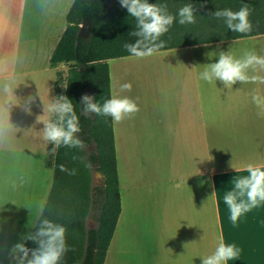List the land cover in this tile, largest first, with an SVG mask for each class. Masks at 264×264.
<instances>
[{
	"label": "crops",
	"instance_id": "crops-1",
	"mask_svg": "<svg viewBox=\"0 0 264 264\" xmlns=\"http://www.w3.org/2000/svg\"><path fill=\"white\" fill-rule=\"evenodd\" d=\"M73 2L0 0V264L14 261L13 245L27 241L22 238L35 228L36 205L46 204L51 191L54 168L51 154L43 155L49 144L40 137L44 124L37 117L43 103L57 98V72L66 64L52 67L50 58ZM246 50L264 56V34L109 60L112 96L132 98L139 111L114 122L122 211L104 264H202L221 236L241 249L229 264H264V208L233 225L222 199L232 179L246 174L231 161L241 168L264 164V118L251 99L254 89L264 95V84L237 82L228 90L219 80L200 79L221 51L240 57ZM124 83L132 84L131 91H120ZM125 142L138 172L144 152H162V142L171 157L172 176L155 200L163 214L153 207L148 212L165 221L153 226L148 243L137 231L122 230L133 214L127 210L132 187L121 183Z\"/></svg>",
	"mask_w": 264,
	"mask_h": 264
},
{
	"label": "trees",
	"instance_id": "trees-1",
	"mask_svg": "<svg viewBox=\"0 0 264 264\" xmlns=\"http://www.w3.org/2000/svg\"><path fill=\"white\" fill-rule=\"evenodd\" d=\"M150 3L166 4L170 14L177 15L184 5L191 3L196 9L195 24L173 23L161 37L166 41L162 50L190 45L213 43L241 37L264 34V0H149ZM247 4L251 10L252 31L246 34L228 29L222 19L211 15L217 9L239 10ZM91 23L89 38L81 36L83 21ZM67 27L51 58L56 67L69 65L67 73L57 72L56 97L67 96L73 101L79 116V137L86 143L85 151L61 146L53 160L54 168L51 191L44 215L67 229L66 241L70 251L62 264H104L109 246L114 237L122 211L118 159L114 133V121L110 116L85 114L81 97L91 96L101 105L112 98L109 60L131 56L125 43H134L136 37L129 33L135 28V19L119 0H74L67 13ZM54 147L49 144L48 150ZM78 156L80 159H73ZM76 169L75 175L62 172L59 165ZM100 173L103 182L94 184L95 173ZM98 222L90 227L89 220ZM36 230V227L32 232ZM29 248L37 247L31 240ZM15 264V260L11 263Z\"/></svg>",
	"mask_w": 264,
	"mask_h": 264
},
{
	"label": "clouds",
	"instance_id": "clouds-1",
	"mask_svg": "<svg viewBox=\"0 0 264 264\" xmlns=\"http://www.w3.org/2000/svg\"><path fill=\"white\" fill-rule=\"evenodd\" d=\"M119 2L136 22L134 30L129 33L136 37V40L134 43H125L124 48L137 59L156 55L165 47L166 41L161 37L176 22L177 15L181 25L197 22L196 9L191 3L184 5L177 15H173L169 13L166 4L150 3L149 0H119ZM250 14L251 10L247 4H244L239 10L217 9L210 16L222 19L226 27L235 33L246 34L253 28L249 19ZM261 72H264V56L246 50L242 56L236 57L231 51H221L218 62L205 65L200 72V79L209 84L219 80L228 90H231L237 82L264 84V75L259 74ZM131 89V83L120 86L121 92L131 91ZM34 99V97L29 98L28 104H31ZM251 99L258 109L257 115L264 118V95L254 89ZM81 104L85 114L110 116L114 122L130 118L139 111L136 101L128 96L113 95L101 105L93 96L84 94L81 97ZM26 108L31 111L27 105ZM43 113L37 117V123L44 124L39 132L40 137L46 144L54 145L50 153L47 151L43 153L44 157L49 154L54 156L61 146L79 151L86 150V143L78 135L81 131L79 116L72 100L63 95L49 100L43 103ZM73 159H80V157L73 156ZM230 166L237 173H246L234 177L231 188L225 191L222 197L227 206L229 219L235 225L247 214L264 208V164L250 162L241 168L231 161ZM59 169L69 175L76 174V169L70 170L63 164L59 165ZM216 195V192L212 194V196ZM45 207L44 202L36 205V230L22 238V240L33 241L37 247L29 248L24 242L13 245L11 255L15 264H62L64 256L70 251L66 241V227L47 218L44 215ZM240 256L241 249L221 236L214 252L202 256V264H229Z\"/></svg>",
	"mask_w": 264,
	"mask_h": 264
},
{
	"label": "rangeland",
	"instance_id": "rangeland-1",
	"mask_svg": "<svg viewBox=\"0 0 264 264\" xmlns=\"http://www.w3.org/2000/svg\"><path fill=\"white\" fill-rule=\"evenodd\" d=\"M68 68L69 65L66 64L65 66L61 67V70L64 73H67ZM116 72H117V64L114 63V73ZM89 95H91L90 92ZM147 143L149 144L148 145V150H149L150 142ZM161 145L163 148L162 152H144V156L138 167L140 172H138L137 169H135V166L133 165L131 158H129L128 142H125V152H122L123 168H121L120 170L122 171L121 183L122 186H124V183L127 182L128 186L132 187L128 191L129 206L127 205L128 206L127 210L133 211L132 216H126L128 223L124 226V228H122V230L124 229V231H128V232L137 231L138 236L139 235L145 236L144 237L145 241L148 240V237H150V230L153 228V226L155 227V224L157 223L159 224V222L164 223L165 221L163 217H161L163 218L162 220L159 217L157 222L156 218L148 216V212L150 211L151 207L156 209L157 216H162L161 214H163V212H160L159 209L160 204L156 205L155 200L157 197H162L161 188L165 190L163 188V185L165 186L166 181L169 179L170 176H172L169 168L171 166L169 164L171 159L170 154L169 152H166V143L162 142ZM125 158H126V162H125ZM49 160L52 161L53 156L50 155ZM126 173L127 175L125 176ZM102 182H103L102 175L96 172L94 177V184L100 185L102 184ZM158 182L159 184L156 185ZM133 186H136L137 188H134ZM124 195L125 193L122 188L123 207H124V201L127 200L126 197H124ZM158 206L159 208H157ZM137 221H139L138 226H136ZM97 225L98 222L96 220L94 219L89 220L90 227H97ZM133 236L135 237L134 234ZM126 241L124 242V244H127L128 242L134 244V240L129 241L128 239H126ZM145 243L148 242L146 241Z\"/></svg>",
	"mask_w": 264,
	"mask_h": 264
},
{
	"label": "water",
	"instance_id": "water-1",
	"mask_svg": "<svg viewBox=\"0 0 264 264\" xmlns=\"http://www.w3.org/2000/svg\"><path fill=\"white\" fill-rule=\"evenodd\" d=\"M108 3L111 5L113 3V0H108ZM90 27H91L90 20L88 18H86L81 25V29H80L79 34L81 36H83L84 38H89Z\"/></svg>",
	"mask_w": 264,
	"mask_h": 264
}]
</instances>
